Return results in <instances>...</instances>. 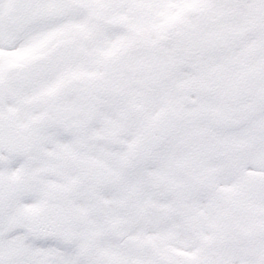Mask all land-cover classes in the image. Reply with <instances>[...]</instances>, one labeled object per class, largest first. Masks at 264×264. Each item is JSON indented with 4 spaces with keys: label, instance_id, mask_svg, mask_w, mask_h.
Instances as JSON below:
<instances>
[{
    "label": "snow or ice",
    "instance_id": "6c2138e0",
    "mask_svg": "<svg viewBox=\"0 0 264 264\" xmlns=\"http://www.w3.org/2000/svg\"><path fill=\"white\" fill-rule=\"evenodd\" d=\"M0 264H264V0H0Z\"/></svg>",
    "mask_w": 264,
    "mask_h": 264
}]
</instances>
